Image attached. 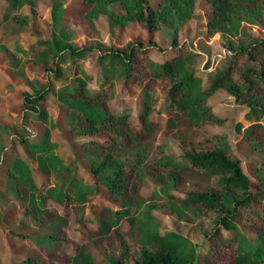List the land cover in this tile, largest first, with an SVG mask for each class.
I'll return each mask as SVG.
<instances>
[{
	"label": "trees",
	"instance_id": "1",
	"mask_svg": "<svg viewBox=\"0 0 264 264\" xmlns=\"http://www.w3.org/2000/svg\"><path fill=\"white\" fill-rule=\"evenodd\" d=\"M37 2L5 0L0 14V50L18 73L23 72L21 58L6 43L18 36L16 27L27 19L21 6L27 4L35 12ZM82 2L85 18L109 13L120 24L137 22L149 44L135 40L115 46L92 39L77 45L70 27L62 24L49 37L34 35L23 47L26 61L43 64V80L33 79L22 89L20 114L7 128L9 142L33 156L37 171L21 155L8 161L0 156V166L4 189L46 230L39 235L14 229L9 233L30 239L46 257L25 255L12 264H196L195 245L188 238L157 227L151 213L154 199L180 218L193 217L207 244L202 257L207 264H264V0H206L210 14L205 24L209 33L221 34L226 61L211 69L193 67L194 52L176 37L177 28L193 16L196 0ZM113 3L120 5L121 13L108 11ZM162 26L174 30L168 48L152 40ZM90 53L102 65L104 79L93 90L87 88L90 74L79 69ZM67 58L71 68L64 65ZM115 69L122 85L139 88L133 114L107 108ZM64 75L71 83L56 89L53 82ZM219 89L245 108L248 123L235 122V130L244 128L240 142L251 150L250 175L215 128L224 119L214 112L208 96ZM153 92L162 98L159 105ZM49 94L63 105L67 133L79 137L88 160L86 174L62 160L55 151L58 141L47 128L31 138L35 131L24 120H47L40 104ZM161 128L176 139L180 159L162 149L157 140ZM150 179L168 186L160 193L149 186ZM144 186L150 187L149 201L141 192ZM103 192L114 206L98 198ZM70 219L77 227L87 226V232L72 252L60 253L69 243L63 228ZM239 224L253 229L257 245L252 250L241 240ZM102 242L112 250L101 248Z\"/></svg>",
	"mask_w": 264,
	"mask_h": 264
},
{
	"label": "rangeland",
	"instance_id": "2",
	"mask_svg": "<svg viewBox=\"0 0 264 264\" xmlns=\"http://www.w3.org/2000/svg\"><path fill=\"white\" fill-rule=\"evenodd\" d=\"M4 3L5 0H0V14ZM85 7L86 4L82 0H38L35 12L31 11L27 4L21 6L20 11L28 14L27 19L25 23L16 27L18 36L8 41L6 45L20 56V65L23 72L18 73L9 62L5 52L0 50V156L5 161H8L14 155H21L32 169L37 171L36 160L33 156L28 154L17 142L13 140L9 142L7 128L8 125L12 124V120L20 114L22 89L30 86L33 79L43 80V64L26 61V55L23 51V47L28 46L34 35L42 38L49 37L53 30L57 31L60 25L66 24L70 27L71 38L77 45L87 44L92 39H99L115 46H121L135 40L141 41L143 45L149 44L147 34L137 22L120 24L115 22L114 17L109 13H100L96 17L88 19L83 16ZM108 8V11L114 15L122 12L120 5L117 3L110 4ZM209 14L210 7L206 0H196L194 14L191 19L176 30L177 41L194 52L192 59L194 62L193 67L196 68L207 66L208 69H211L214 65L223 67L226 62L222 60L224 48L221 34L219 32L211 34L206 27L205 23ZM54 22L58 25L55 26ZM251 27L256 28V25L251 24ZM173 33V28L162 26L153 33L152 40L157 46L168 48ZM64 65L66 68H71V59H65ZM101 67L102 65L98 63L94 53H90L81 59L80 71L89 73L91 76L87 84L88 89H96L98 85L104 83ZM186 68H190V65L188 64ZM115 71L112 72L109 79L112 81V98L107 100V108L109 110L124 108L130 110L133 114L139 97V88L132 84L129 87L122 85L117 77L118 70L115 69ZM108 74L111 75V72ZM67 76L64 75L55 79L53 86L57 89L64 84H70L71 80ZM152 94L157 97L156 105H159L162 101L161 96H158L156 92ZM208 99L214 112L224 119V122L215 128L225 135L231 149L242 158L243 165L250 175L251 167L247 160L252 155L251 150L240 142L244 128H240L239 133L235 130V122L241 121L244 126L248 123L243 119L245 108L223 89L215 91L208 96ZM40 106L48 114L45 122L37 121L33 117L24 120L28 127L35 131V135L31 138H36L39 133L47 128L50 138L58 141L55 151L62 157V160L65 163L72 161L79 172L86 174L88 172L87 157L78 144L79 137L66 131L68 126L63 118L65 116L64 108L57 96L49 94ZM58 126L59 129H57ZM157 140L166 154L180 159L179 147L170 131L161 128L157 134ZM149 186L161 193V188L168 185L150 179ZM141 192L149 201L150 187H142ZM98 198L110 205L114 206L116 204L104 192ZM154 200L153 202L156 204L151 207V213L157 221V227L161 231L175 230L188 238L195 245V263L207 264L202 258L207 244L202 231L194 226L193 217L187 215L190 220L186 217L185 219L180 218L176 212L161 204L158 199ZM48 205L52 206L50 202ZM125 227L126 224L122 222L121 228ZM9 229L27 231L32 235H39L46 231L38 221L25 214L23 208L19 206L18 200L14 199L10 192L4 189L3 168L0 166V264L16 263L21 256L25 255L38 258L46 257V252L36 246L30 239L11 235ZM63 229L68 236L69 243L61 246L59 251L60 253H70L73 251L75 244L84 239L87 226L77 227L76 223L70 219ZM222 232L224 234L229 233L224 230ZM238 232L241 234V240L250 250L257 245L252 228L239 224ZM100 247H105L104 250H112L110 244L106 242H102Z\"/></svg>",
	"mask_w": 264,
	"mask_h": 264
}]
</instances>
